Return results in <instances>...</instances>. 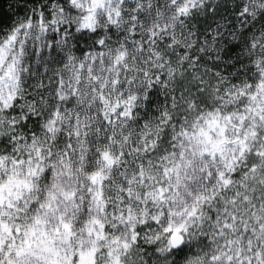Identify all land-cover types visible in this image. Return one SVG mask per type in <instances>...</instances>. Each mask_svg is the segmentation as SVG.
Wrapping results in <instances>:
<instances>
[{
  "label": "snow or ice",
  "instance_id": "snow-or-ice-1",
  "mask_svg": "<svg viewBox=\"0 0 264 264\" xmlns=\"http://www.w3.org/2000/svg\"><path fill=\"white\" fill-rule=\"evenodd\" d=\"M0 264H264V0H0Z\"/></svg>",
  "mask_w": 264,
  "mask_h": 264
}]
</instances>
